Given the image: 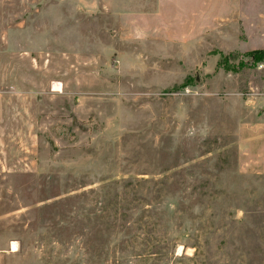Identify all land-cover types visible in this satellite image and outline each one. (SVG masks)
<instances>
[{
  "label": "rangeland",
  "instance_id": "374dc122",
  "mask_svg": "<svg viewBox=\"0 0 264 264\" xmlns=\"http://www.w3.org/2000/svg\"><path fill=\"white\" fill-rule=\"evenodd\" d=\"M257 55L264 0H0V264H264Z\"/></svg>",
  "mask_w": 264,
  "mask_h": 264
},
{
  "label": "trees",
  "instance_id": "16d2710c",
  "mask_svg": "<svg viewBox=\"0 0 264 264\" xmlns=\"http://www.w3.org/2000/svg\"><path fill=\"white\" fill-rule=\"evenodd\" d=\"M261 52L263 53V51H260V50H257V51H256V50H255V51H253L252 54H254V53H261ZM263 58H264V57L261 56V55H257L256 57H254V59L256 60L255 62H258V61H260V60H263ZM119 218H120L119 216L115 217V221L118 222L117 219L119 220ZM118 224H119V223H118ZM118 232H119V231H118ZM154 252H155V251H153L152 248L149 249V253L153 254Z\"/></svg>",
  "mask_w": 264,
  "mask_h": 264
},
{
  "label": "bare ground",
  "instance_id": "6f19581e",
  "mask_svg": "<svg viewBox=\"0 0 264 264\" xmlns=\"http://www.w3.org/2000/svg\"><path fill=\"white\" fill-rule=\"evenodd\" d=\"M54 86H56V88H58V87H59V85H57V84H56V85H54ZM57 86H58V87H57ZM56 88H55V89H56ZM11 247H12V249H14L13 245H12Z\"/></svg>",
  "mask_w": 264,
  "mask_h": 264
}]
</instances>
